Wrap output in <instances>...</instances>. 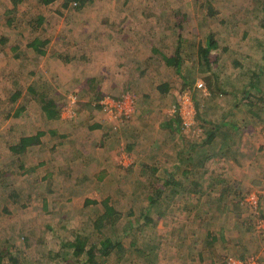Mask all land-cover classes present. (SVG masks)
Listing matches in <instances>:
<instances>
[{"label":"rangeland","instance_id":"rangeland-1","mask_svg":"<svg viewBox=\"0 0 264 264\" xmlns=\"http://www.w3.org/2000/svg\"><path fill=\"white\" fill-rule=\"evenodd\" d=\"M83 1V11L87 14L93 29L96 27L92 25L96 15L110 16L107 20H111L113 16L110 22L114 23L115 16L130 15L131 10H135L132 0H114V8L111 11L108 8L112 3L110 0ZM138 1L143 4L144 16H149L157 7L150 5L148 3L150 0ZM154 1L160 2L157 4L163 8L170 5L177 22L189 31L186 36L188 38L184 37L182 41L180 39L176 41L177 45L183 42V45H180V48L182 47L180 73L172 66V70L165 72L161 79L172 81V88L155 89L153 85H139L141 80L134 79L133 75L140 73L142 64L144 65L149 57L146 54L151 49L150 47L148 49V46L136 47L139 54H134L136 49L131 54H126L122 50L125 40H121L123 45L120 41L111 43L106 55L107 60H110L106 68L101 62L103 57L97 58L101 61L95 60L92 63L99 67L96 71L99 82L88 81L90 88L71 87L70 89L76 90L71 95L69 92L73 90L62 88L61 91L57 89L55 91L49 87L47 81L49 76L45 67L50 62L49 59L54 58L59 62L63 59L70 60L72 57L86 59L88 55L80 53L82 43H69L63 46L64 48L61 49L65 54L63 58L54 55L59 50L51 45L48 48L50 54L44 56L39 54L30 56L27 52V42L32 36L52 30V22L40 23L39 16L50 17L53 13L62 12L60 8L62 0L52 2L51 6H49L51 3H44L42 0H0V240L3 244L0 245V252L4 253V264H14L8 252H11L20 264H83L84 256L80 257L78 263L72 261L70 257L65 260L62 251L73 249L66 246L61 251L58 244L62 240L64 242L75 238L79 234H76L74 229L77 226L85 228L82 233L89 236L87 243L89 246L107 237L122 243L123 248L113 250L109 257L99 256L98 264H186V262L199 264L194 259L200 249L206 250V256L210 260L214 259L215 264H222L224 258L227 261L230 256L240 254L234 246L233 251L230 249V246L237 245L233 244V236L245 239L252 236L257 238V231L262 229L258 226L259 220L264 222L262 206L264 185L260 188L261 184L254 186L244 184L245 188L242 191L244 197L234 202L233 199L224 197L220 200L208 197L201 199L204 203V206H201L202 212L205 213L193 214L190 206L197 207L198 200L193 199L192 196L189 198L188 191L191 184L182 183L181 171L198 176L200 167L202 171L206 169V175L211 177L210 187L215 185V178L218 179L219 176L220 179L224 178V181H218L222 195H229V182L231 178L233 179V174L244 180L243 173L247 170L252 174V178L249 179L251 182L264 176V148L260 145L264 130V0ZM112 7L113 5L110 8ZM128 10L131 11L130 14ZM59 16L61 18L58 17V20L67 22L65 13H60ZM128 24L124 23V27L126 28ZM124 27L121 21H118L117 28L122 31ZM101 28L103 32L105 29L102 26ZM209 36L214 38L218 47L212 49L208 57L209 61H206L200 48L206 47ZM1 38H5L6 42L3 43ZM71 47L75 51L74 54L69 52ZM174 47L177 48L175 45ZM157 56L163 59L161 55ZM14 69L16 73H12ZM200 81L206 85L207 92L198 87ZM35 82H37L38 94L62 96L61 99H57V108L65 112L67 117L77 109L84 119L95 111L102 120H116L112 122L114 125L111 132L114 134L110 136L112 138H106L109 141L113 136L122 140L120 135L124 132H121L120 127L124 126V123L115 115L111 116L110 110L108 112L103 107L99 108V102L111 98L120 100L126 95L133 99L134 111L128 122H131L136 114L138 115L137 106H139L143 111L138 115L137 120L142 124L143 132L146 131L149 137L152 133L151 139L161 143L160 148L155 150L159 158L157 162L147 155L142 156L145 152L140 150V160H138L140 167L136 169L137 175L135 173L138 177L141 175L148 177V188L153 193L152 199L155 200L151 204L152 210L145 208L141 214L139 211L134 212L126 216V221L123 220L122 223L114 226H106L102 231H98L93 229L90 221L85 220L92 211L82 204L79 205L78 198L70 200L65 197L64 212L70 218L67 219L68 230L61 231L62 227L57 221L64 215L55 211L59 210V207L52 210H48L49 207L47 210L37 208L39 190L41 188L47 192L51 180L48 178L49 180L38 182V178L42 176L40 171L32 174L34 178L26 175L24 171L27 166L33 167L38 163L39 151L35 148L27 155H23V158L19 156L25 161V167L19 168L12 163L14 153L7 149L9 144L22 137V122L25 119L24 115L15 113L20 105L12 104L9 100L16 92L32 94L30 91L27 92V88ZM111 82L114 84L113 88ZM185 93H188L185 102L192 100L191 109L195 118L189 127L184 124L178 113L181 111L182 96ZM100 95L102 96L99 98ZM233 109L240 112V119L243 121L242 123L238 121L236 128L233 125ZM30 111L36 113L35 110ZM205 112L208 115L206 114L204 119ZM169 120L172 124L168 123ZM208 132L218 135L216 143L211 144V141H206ZM148 139L146 137L144 139L146 144ZM189 144L191 151L188 152V158L186 157L185 160L182 158L184 154L182 152ZM15 154L18 156L17 153ZM169 158L174 160L178 158L176 168L170 169L174 171V184L163 187L167 173L169 174L165 166ZM236 160L243 164L239 169H233V162ZM121 162L124 165L128 163L127 160L125 162L119 158L118 163ZM247 164L249 167L246 166ZM134 171L135 169L132 168V172ZM151 181H154L155 186ZM226 181L229 182L226 184ZM133 185L136 183L133 182ZM204 187L208 189L207 185ZM257 188L263 192L261 196ZM60 191L59 188L57 193L47 192L52 196L50 198L52 202L60 201L58 197V194L61 196ZM12 192H19L23 197L19 196L17 199L16 196L15 199H11L9 194ZM252 193L256 194L257 198L260 196L261 208H254L251 205V202L257 199ZM53 195L57 197L53 198ZM197 196L198 194L196 198ZM147 218H151V223H148ZM238 222L239 226H235ZM229 225L231 228L228 227ZM260 233L258 239L264 240V232L261 230ZM248 252L257 253L256 250L244 249L241 254L247 253L248 256ZM55 253L60 254L55 255Z\"/></svg>","mask_w":264,"mask_h":264},{"label":"crops","instance_id":"crops-1","mask_svg":"<svg viewBox=\"0 0 264 264\" xmlns=\"http://www.w3.org/2000/svg\"><path fill=\"white\" fill-rule=\"evenodd\" d=\"M42 1L44 3H51L49 4V6H51L52 2H55L56 0ZM110 1L112 3L108 5L109 11L114 8L115 4L114 0ZM132 2V6L135 7V10H131L132 12L128 10L129 14L131 12L130 15L115 16L114 23L110 22L113 16L111 20H107L110 16H104L102 14L96 15V17H94V21L92 22L94 23L92 25L96 26L94 29L91 28V22H89V19L86 16L87 14L83 11V0H62V3L60 4L62 12L58 11V14L55 12L56 14L53 13V15H51L50 17L39 16V21L43 20V24L52 22V30L50 32H43L44 34H37L36 36H32L30 38V40L27 42V52L30 56H35V54L38 55L35 49L30 46L31 42L35 38H38L41 41H44L46 39L48 40L45 46H41V48L46 50V54H50L48 48L49 45H51L54 46L56 50H59L58 52L54 53V55H59L61 58H63V56L65 55L64 51H61V49L64 48L63 46H66V44L69 43H82L83 45L80 49V53H82V55H88L86 56L87 60L77 57H72V59L70 60L63 59L60 62L57 61L58 59L56 58L49 59L50 62H48V65L45 67V71L49 76V80L47 81H49L48 84H50V88L55 89V91H61L62 88H65L66 90H73L70 88L77 86L90 88L88 86V81L99 82V77L96 72L99 67L95 66L92 63L95 60L101 61L99 59L103 57L101 62L106 68V66L108 65L107 63H109L110 61L107 60L106 55L108 53V49L111 46V43L120 41V44L123 45L121 40H131L128 43L124 41V47L122 50H124V53L126 54H131L136 49V47L140 48L148 46V49L149 47L151 49V51L146 54V56L149 57L146 60L145 64H142L143 67L140 68V73L138 72V75H133L134 79H138V81L141 80L139 82V85H153L155 89L165 87L172 88V81L166 78L161 80L165 72H169L172 70V66L168 65L165 56L169 57L171 55H174V51H176L178 47H180V45H183V42L177 45L178 43L176 41L179 39L180 41H182V39L187 36V33L189 31L184 28V25L181 27L177 22L176 16L171 11L170 5L163 8L162 6H160V4H157L160 2L150 0L148 1V3H150V5L152 6L157 7L155 10H152V13L149 14V16H144V9L142 8L143 4L141 3V1L132 0ZM99 3H101V1ZM112 5L113 7L110 8ZM54 7H56V5H54ZM60 13H65V19L67 20V22L60 19L58 20V17H60ZM118 21H121L123 27L124 23L129 24L128 26H126V28L124 27V30L120 31L117 28ZM101 26L105 29L103 30V32H101ZM139 38L141 39V41ZM138 39L140 42L138 41ZM174 45L177 48H175ZM125 50H127V52ZM69 52L73 54L75 53V51L72 50V47L69 49ZM139 53L140 52L136 49V52L134 54L137 55ZM157 55H161L163 59L159 58ZM98 57L99 59H97ZM45 61L46 60L44 59V62ZM11 69L12 68L10 67V70ZM12 73H16V69H14ZM141 77L143 79H141ZM100 83H97V85H100ZM111 87H114L113 82H111ZM27 89V92L30 91L32 94H26L24 92L17 95V97L13 101H11V99L9 101L12 104L20 105L19 108L16 109V115L20 114L21 116H25V119L22 122V137L35 135L37 132H42V134L39 138L38 143L28 146L23 152H19L18 150L14 151L12 149L13 146L19 143L21 137L13 144H9L7 149L11 150V153H14V157L12 159L13 165L21 168L22 165H24L23 167H25V161L22 159V156L27 155L29 152H32L36 148L39 151V153L37 154L39 155L38 163L36 165L34 164L33 167L29 166L28 168L27 166L26 171H24L26 172L25 174L30 175L32 178H34L32 174H34L35 171H40L42 176L38 178V182H43L42 180L48 178H50L51 180L49 182L47 192L52 193L55 191L57 193L58 189H61V196H59L60 194H58L60 201L52 202V200L50 199L52 197L50 193H47L45 190H42L40 188V194L39 196H37L38 209L47 210V207H49L48 210H52L56 209V207H59V210L55 211H57L58 213L62 212L64 215L57 221L62 227L61 231L68 230L67 219L70 218L69 215H66V213L64 212L66 204L63 200L65 197L70 200L78 198L80 203L79 205L82 204L83 207L89 208V210L92 211L90 216H88V218L85 220H88L90 221L89 223H92L93 229H97L96 223L99 221L97 219L99 217H102L106 213V206L114 208V210L118 211L121 214L114 225L122 223L123 220L126 221V216L129 214H134V212L139 211V213L141 214L142 210L145 208L147 210H152L150 202L153 198V193H151L148 188V177L146 176V178L142 175L141 177L136 176L138 172V170L136 169L137 167H140V162L138 161L140 160V150L145 152L144 155L141 154L142 156L147 155V157H150V159L154 158L153 161L156 162L157 160H159L157 154H155V150L160 148L161 143L158 140L153 141V139H151L152 133H150L149 137L146 131L143 132L142 124L137 120L138 115L142 114L143 111L139 108V106H137V112L139 113L138 115L136 114L132 121L130 120L131 122H128V118H130L131 116L120 119L122 123H124V126L120 127L121 132H124L123 135H120L122 137H120L122 140L113 136V139L109 141V139L112 138L110 136L114 134L111 133L114 129V125L112 122L116 120H102L95 111L91 112L92 114H88L87 119H84L82 117V114L79 113L77 109L69 116L72 118H69L65 116V112H61L59 108H57L60 110L59 115H55L54 117L49 118L43 111V99L45 98V96H49V98L55 100V102L58 103L57 99H61L62 96L57 97L54 96V94H38L37 82L31 84ZM74 91L76 90L70 91L69 93L73 95L72 92ZM101 96L102 95H100L99 98ZM102 103L103 100L102 102H99V108H104V105ZM206 103L209 107L210 104H208V101ZM30 110H35L36 113ZM206 114L207 113L205 112L203 115L204 119L206 118ZM240 115L241 114L237 111V109H233V125L235 127L238 121L240 123L243 122L242 119H240ZM245 117V119H247V116ZM77 122L81 123L78 124ZM168 123L172 124L170 120ZM145 137L149 138L148 141H146L148 142L147 144L144 141ZM217 140L218 135L215 134V137L211 141V144L216 143ZM146 151L149 152L146 153ZM183 151L184 152L182 153H184L185 155L183 154L182 158L187 160L188 152L191 151V144H189L188 146L186 145V148ZM15 153H17L18 156H16ZM19 156H21L22 158H20ZM119 158L121 159V161L125 160L126 162L127 160V165H124V163L122 162V164L118 163ZM177 161L178 158L177 160H174V158H169L168 162L165 165L166 170L169 171V174L167 173L166 179L170 178L174 180V171H171L170 169L174 167L176 168ZM241 165H243L241 164V161L236 160V162H233V169H239ZM202 166L205 165L203 164ZM246 166L249 167L248 164ZM261 167H263V164L261 165ZM132 168L135 169L134 172H132ZM181 172L183 174L182 183L184 182L191 184V188L188 191V193H190L189 198H191L192 196L193 199L198 200L197 207L190 206L193 209V214L205 213L202 212L203 207L201 206H204V203L201 199H205L208 197L220 200L222 197H224L226 199H233L234 202V200H238L244 197L242 193V191L244 190L243 188H245L244 184H249L251 186L261 184L260 188L264 185V176L263 178L253 180L252 184V182L249 180L252 178V174H249L246 170L243 173V176H245L244 180H242L239 176L237 177V175L233 174V179L231 178L230 182H225L226 184L228 182L230 183L229 195H222L221 188L219 190L218 181H224V178L220 179V176L218 179L215 178V185L210 187L209 180L211 179V177L206 175V169L205 171H202V167H200V175L198 174V176L192 174L189 175L190 173L187 171ZM133 182H135L136 185H133ZM205 185L208 186V189L204 187ZM260 188H257V192L261 196V193L263 192H261ZM21 189L24 190V188ZM197 194L198 196L196 198ZM252 194L253 197L257 198L256 194ZM13 195L15 196L11 199H15L16 196L17 199L19 198V196L23 197L22 194H19V192H14L12 196ZM12 196L11 194H9V197ZM260 196L255 201L251 202V205L254 208H261ZM56 197V195H53V198ZM258 199L259 203H257ZM262 206L264 207V203ZM67 213L69 212L67 211ZM91 219H93V221ZM147 220L149 221L148 223H151V218H147ZM114 225L111 224V226ZM191 225H194V223H191ZM235 226H239V222ZM228 227L231 228L230 225ZM74 229L76 230V234H78L82 233L85 228L77 226V228ZM103 229L104 227L102 228V230ZM202 229H204V226L202 227ZM260 231H257V238L256 236H252L248 239H245L243 237L233 236V244L237 245L230 246V249L231 251H233L234 246L240 252V254L232 256L238 259H244L250 256L251 254L249 253L251 252H248V256L246 255V253L245 256L241 254V251H244V249H249L250 251L256 250L257 253H254L256 254V256H258L261 264H264V240L258 239V236L261 234ZM214 239L216 238L214 237ZM87 246L89 245L87 244ZM199 251L200 252L198 253V256L194 259L197 260L199 264L216 263L214 259L210 260L209 257L206 256V250L200 249ZM186 264H188V262H186ZM222 264H228L226 258H224Z\"/></svg>","mask_w":264,"mask_h":264},{"label":"trees","instance_id":"trees-1","mask_svg":"<svg viewBox=\"0 0 264 264\" xmlns=\"http://www.w3.org/2000/svg\"><path fill=\"white\" fill-rule=\"evenodd\" d=\"M41 22H43V20L40 21V23ZM1 41L3 43H5L6 39L5 38H1ZM47 42H48L47 39L44 40V41H41L40 39L35 38L31 42L30 46H32L35 49L37 54L44 55V54H46V50L41 48V46H45L47 44ZM216 47H218V43L214 40V38L212 36H209V38L207 40L206 47H201L200 48L201 54L205 58L206 61L207 60L209 61L208 57H209L212 49H214ZM180 53H181L180 52V47H178V49L175 51L174 55H171L169 57L165 56V59H166L168 65H171V66L175 67L176 70L179 73H180V69L182 67V58H181V54ZM161 89H163V88H161ZM19 94H21V93L20 92H16L15 94H13L12 97H11V101H13L17 97V95H19ZM246 95H248V94H246ZM43 103H44L43 104V111L47 114V116L49 118L50 117L52 118L55 115H59L60 110L57 109L58 103H56L55 100L49 98V96L48 97L45 96V98L43 99ZM176 114H177V112H176ZM177 117H179L178 114H177ZM236 127H237V125H236ZM41 134H42V132H37L35 135L21 137L20 140H19V143L17 145L13 146L12 149L14 151L18 150L19 152L25 151V149L28 146H31V145H34V144L38 143ZM214 137H215L214 132H211V133L208 132L206 141L210 142V141H212L214 139ZM23 166L24 165H22L21 167H23ZM147 167H150V166H147ZM151 184L153 186H155L154 181ZM168 184L170 186H171V184H174L173 180L170 179V178H167L165 180V183H164L163 187H166ZM12 194H14V193L12 192L11 196H12ZM14 196L15 195H13L12 198ZM154 202H155V200L152 199L150 203L152 204ZM120 216H121V214L118 211L114 210V208L106 206V213L102 217H99L97 219V220H99L96 223L97 230L98 231H102L103 227L111 226V224L114 225L117 222V220L119 219ZM103 220H104V222H103ZM88 240H89V236L87 234L84 235V233H79L78 235H76L75 239H72L70 241H64V242H62L63 241L62 240L61 243H58V242L57 243L60 245L61 251H62V249L66 248V246H68L70 248H73V251H66V252L62 251V255H63V258L65 260H67V257H70V259L72 261H74V262L76 261L75 263H78V260H80V257L84 256L85 260H83V264H98L97 258L99 256H102V257L106 258L107 256L108 257L110 256V254L112 253L113 250H116V249L117 250L118 249L121 250L123 248L121 242L113 241L109 237L105 238L104 240L99 241L98 243L94 242L90 246H87ZM0 245L1 246L3 245L1 240H0ZM30 245L31 244L28 241V246H30ZM59 254L60 253H55V255H59ZM8 255L13 260L14 264H18L19 263L18 260H16L14 258V256L11 254V252H8ZM4 258H5L4 257V253L0 252V264H4L3 263V259Z\"/></svg>","mask_w":264,"mask_h":264},{"label":"built area","instance_id":"built-area-1","mask_svg":"<svg viewBox=\"0 0 264 264\" xmlns=\"http://www.w3.org/2000/svg\"><path fill=\"white\" fill-rule=\"evenodd\" d=\"M198 87L201 88L202 90H204L205 92H207V87L204 84V82L200 81L198 83ZM188 93H185L182 96L183 99V105L181 107V111L178 112L183 121L184 124L187 125L188 127L192 124V122L194 121V116L192 114L193 110L191 109V99L188 102H185V100L188 98ZM133 99L129 97V95L124 96L123 99L120 100H115L112 99L111 100H103V105L104 108L109 112L110 110V115L113 116L115 115V117H117L118 119L120 118H124V117H129L133 114ZM185 102V103H184ZM185 104V105H184ZM194 109V107H193ZM178 111V110H177ZM176 111V112H177ZM108 114V115H109ZM109 115V116H110ZM260 145L262 148H264V130L262 131L261 134V141H260ZM260 228H262L261 230L264 232V222L263 220H259V225ZM264 234V233H263ZM228 264H261L258 256H256L255 254H251L250 257H246L244 259H238L236 257L230 256L228 258Z\"/></svg>","mask_w":264,"mask_h":264}]
</instances>
